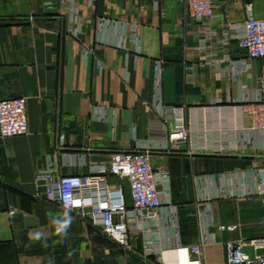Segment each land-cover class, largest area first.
<instances>
[{
    "label": "crops",
    "instance_id": "0c3cea01",
    "mask_svg": "<svg viewBox=\"0 0 264 264\" xmlns=\"http://www.w3.org/2000/svg\"><path fill=\"white\" fill-rule=\"evenodd\" d=\"M218 5L222 18L210 24L218 40L229 25L264 18V0ZM200 26L184 0H0V99L26 96L30 123L25 135L0 136V264H187L205 213L240 230L217 232L203 264H227V240L264 236L260 197L209 199L242 187L243 174L262 163L255 146L264 133H246L244 103L264 97V58L242 70L237 40L202 49ZM180 118L189 139L170 143L165 129ZM141 145L153 168L171 175L161 258L145 255L141 235L128 253L79 211L50 200L37 178L48 168L88 174Z\"/></svg>",
    "mask_w": 264,
    "mask_h": 264
},
{
    "label": "built area",
    "instance_id": "2783aa9c",
    "mask_svg": "<svg viewBox=\"0 0 264 264\" xmlns=\"http://www.w3.org/2000/svg\"><path fill=\"white\" fill-rule=\"evenodd\" d=\"M63 3L66 0H62ZM193 19L201 24L203 34L200 48L214 49L216 43H228L230 38L237 40L245 51V56L237 63L242 70L251 68L252 61L264 58V18L249 17L243 24L229 25L227 35L218 40L217 32L210 24L222 18L217 13L218 0H184ZM133 35H135L133 33ZM212 56V54L210 55ZM257 81L264 85V76L257 75ZM161 102V78L156 83ZM27 97L18 96L0 99V136L13 137L29 133L30 123L27 112ZM251 116L247 134L264 133V97L259 96L244 103ZM170 143L188 140L190 130L180 118L165 129ZM262 151V163L248 170L241 181L242 187L215 192L211 198L260 197L264 202V144L256 145ZM115 176L119 182L112 185L107 176ZM37 178L47 185V196L64 209L77 210L104 234L125 248H132L135 236L143 238L146 256L161 258L163 235L161 210L173 203L171 175L167 169H154L150 148L124 150L114 153L109 164L92 167L88 174L56 175L53 169H42ZM125 183H128L131 202L127 199ZM200 239L187 247L190 259L187 264H203V248L217 241V232L234 233L240 230L238 223H217L212 214L205 213ZM216 228V232L211 231ZM165 239L166 236H165ZM180 244V243H179ZM227 264H264V236L230 239L225 242Z\"/></svg>",
    "mask_w": 264,
    "mask_h": 264
},
{
    "label": "rangeland",
    "instance_id": "374dc122",
    "mask_svg": "<svg viewBox=\"0 0 264 264\" xmlns=\"http://www.w3.org/2000/svg\"><path fill=\"white\" fill-rule=\"evenodd\" d=\"M122 247V246H121ZM128 253H131L132 254V252H135V250H134V248H131V249H129V248H125V247H123ZM131 258V260L132 259H135L133 256H130ZM142 264H145V262H143ZM147 264H158V261H152V262H148Z\"/></svg>",
    "mask_w": 264,
    "mask_h": 264
}]
</instances>
